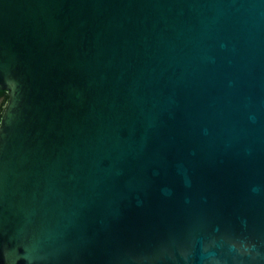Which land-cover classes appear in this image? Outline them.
I'll return each mask as SVG.
<instances>
[{"label": "water", "instance_id": "1", "mask_svg": "<svg viewBox=\"0 0 264 264\" xmlns=\"http://www.w3.org/2000/svg\"><path fill=\"white\" fill-rule=\"evenodd\" d=\"M0 264H264V0H0Z\"/></svg>", "mask_w": 264, "mask_h": 264}, {"label": "flooded vegetation", "instance_id": "2", "mask_svg": "<svg viewBox=\"0 0 264 264\" xmlns=\"http://www.w3.org/2000/svg\"><path fill=\"white\" fill-rule=\"evenodd\" d=\"M8 104V95L4 90H0V120L3 115V112Z\"/></svg>", "mask_w": 264, "mask_h": 264}]
</instances>
